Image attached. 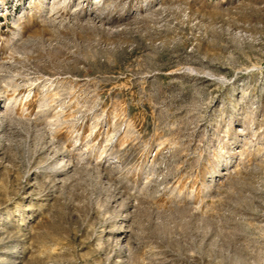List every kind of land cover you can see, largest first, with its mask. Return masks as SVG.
<instances>
[{"label":"rangeland","instance_id":"1","mask_svg":"<svg viewBox=\"0 0 264 264\" xmlns=\"http://www.w3.org/2000/svg\"><path fill=\"white\" fill-rule=\"evenodd\" d=\"M0 264H264V0H0Z\"/></svg>","mask_w":264,"mask_h":264}]
</instances>
